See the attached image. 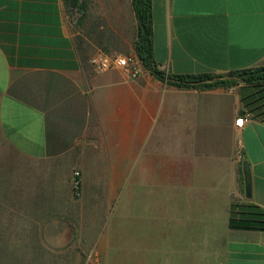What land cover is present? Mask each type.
<instances>
[{"label":"crops","instance_id":"1","mask_svg":"<svg viewBox=\"0 0 264 264\" xmlns=\"http://www.w3.org/2000/svg\"><path fill=\"white\" fill-rule=\"evenodd\" d=\"M100 4L95 16L64 0H0V197L14 237L40 264L75 246L83 262L197 264L215 245L221 264H264V233L228 228L232 203L264 209V122L241 114L242 85L178 88L142 65L136 78L96 73L98 52L135 56L137 31L131 0ZM151 25L166 74L264 67V0H151Z\"/></svg>","mask_w":264,"mask_h":264},{"label":"trees","instance_id":"2","mask_svg":"<svg viewBox=\"0 0 264 264\" xmlns=\"http://www.w3.org/2000/svg\"><path fill=\"white\" fill-rule=\"evenodd\" d=\"M70 9H77L83 15L86 8L84 1L64 0ZM132 10L136 18L137 31L133 43L135 56L141 65L156 79L167 85L178 88H230L242 85L240 98L242 101L241 114H250L253 118L264 122V67L245 69L231 72L227 75L204 74L199 76L169 75L159 70L154 62L152 52L151 0H131ZM228 228L232 230L258 231L264 233V209L251 203H232L229 208ZM28 245V244H26ZM34 245L24 248V256L14 257L10 254L8 264H40L34 255L39 250ZM27 254V255H26ZM56 264V263H54Z\"/></svg>","mask_w":264,"mask_h":264},{"label":"rangeland","instance_id":"3","mask_svg":"<svg viewBox=\"0 0 264 264\" xmlns=\"http://www.w3.org/2000/svg\"><path fill=\"white\" fill-rule=\"evenodd\" d=\"M86 2V8L85 11H87L90 15H97L99 13L105 12L106 9H102V4H100L101 0H81ZM68 10L72 13H79L80 11L77 9H70ZM7 198V202H6ZM5 199V201H4ZM11 197H0V264H8L9 262V256L10 254L14 253V257L17 258H27L24 256V250L23 248L28 247L29 245H24L19 242V236L16 239L14 237L15 229L13 227L14 223V216L13 212L11 210ZM18 240V241H17ZM216 248L219 249V251L216 252L213 251L212 258L211 259H204L203 256H208L204 254V252L198 251L197 253V260L195 261L197 264H221L220 260V248L218 245ZM74 252H64L62 255L65 257H68L67 259L62 260H56L55 258L51 260V264H155L156 261L151 260H135V261H129L125 258H119V259H107V260H86L82 261L80 259H74V255L80 256L83 251L84 247L82 246H75L73 248ZM55 257L57 255L55 252L52 253ZM27 255V254H26ZM113 255H125V252H118L116 254L113 253ZM168 258L163 261V264H184L186 261H181V259H173L172 254L168 253ZM42 262V261H39ZM192 264V259H191ZM45 263V262H44Z\"/></svg>","mask_w":264,"mask_h":264},{"label":"built area","instance_id":"4","mask_svg":"<svg viewBox=\"0 0 264 264\" xmlns=\"http://www.w3.org/2000/svg\"><path fill=\"white\" fill-rule=\"evenodd\" d=\"M89 63L96 73L122 70L131 78L138 76L141 66L136 56L120 53L105 54L98 52L90 58ZM242 121L243 119H238L236 125L241 126ZM70 183L74 196L78 197L81 190V179L78 171L73 172Z\"/></svg>","mask_w":264,"mask_h":264},{"label":"water","instance_id":"5","mask_svg":"<svg viewBox=\"0 0 264 264\" xmlns=\"http://www.w3.org/2000/svg\"><path fill=\"white\" fill-rule=\"evenodd\" d=\"M242 175H243V184H244V195L246 199H250V172L248 164L244 162L242 164Z\"/></svg>","mask_w":264,"mask_h":264}]
</instances>
